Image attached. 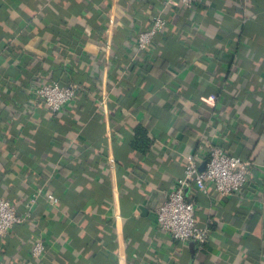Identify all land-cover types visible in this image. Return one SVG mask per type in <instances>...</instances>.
<instances>
[{"label":"crops","instance_id":"0c3cea01","mask_svg":"<svg viewBox=\"0 0 264 264\" xmlns=\"http://www.w3.org/2000/svg\"><path fill=\"white\" fill-rule=\"evenodd\" d=\"M160 1L0 0V195L23 218L0 264H264V0ZM158 11L166 26L138 51ZM31 69L77 95L52 113ZM209 145L252 173L231 195L185 189L210 229L200 245L154 213Z\"/></svg>","mask_w":264,"mask_h":264},{"label":"built area","instance_id":"2783aa9c","mask_svg":"<svg viewBox=\"0 0 264 264\" xmlns=\"http://www.w3.org/2000/svg\"><path fill=\"white\" fill-rule=\"evenodd\" d=\"M142 2L150 0H139ZM198 0H161L162 7L171 3H179L190 7ZM161 11V10H160ZM158 11L152 15L150 25L138 32L136 47L138 51L149 49L157 33L166 26V19ZM34 97L44 101L47 108L56 113L72 101L78 93L75 83L60 84L57 81H45L31 85ZM200 148L203 146L200 144ZM252 162L226 151L216 145H209L208 157L203 169H200L195 158H189L174 187L167 193L165 200L155 210L154 218L162 231L169 233L180 241L194 240L202 245L209 234L208 226H200L195 221L197 205L185 196V189L195 185L202 193L208 192L213 186L221 196L238 193L250 180ZM53 202L56 197H50ZM22 217L16 213L14 204L0 196V238L4 237L10 228L22 222ZM44 251V243L37 239L30 249L32 257L39 258Z\"/></svg>","mask_w":264,"mask_h":264},{"label":"trees","instance_id":"16d2710c","mask_svg":"<svg viewBox=\"0 0 264 264\" xmlns=\"http://www.w3.org/2000/svg\"><path fill=\"white\" fill-rule=\"evenodd\" d=\"M151 1V0H150ZM149 1H146L145 3H147ZM1 8V7H0ZM38 71V70H37ZM37 71L36 69H31L30 70V73H29V76H30V79H33L34 77V80L37 81V82H45V81H57L59 82L60 84H66V83H69L70 81H67L65 79H63L59 74L58 75H55V76H44V75H37ZM28 76V77H29ZM39 79H37V78ZM135 137L133 139V143L137 146H142V147H146L148 144H147V141L145 139V133L144 131L140 128V127H137L136 130H135ZM237 156L240 157V155L238 154H235ZM1 197H4V198H7L11 201L10 197L9 196H4V195H0ZM31 248L28 247L27 250L29 251V249Z\"/></svg>","mask_w":264,"mask_h":264},{"label":"water","instance_id":"95a60500","mask_svg":"<svg viewBox=\"0 0 264 264\" xmlns=\"http://www.w3.org/2000/svg\"><path fill=\"white\" fill-rule=\"evenodd\" d=\"M201 169H203V168H201Z\"/></svg>","mask_w":264,"mask_h":264}]
</instances>
